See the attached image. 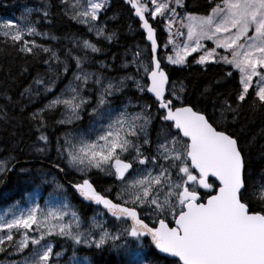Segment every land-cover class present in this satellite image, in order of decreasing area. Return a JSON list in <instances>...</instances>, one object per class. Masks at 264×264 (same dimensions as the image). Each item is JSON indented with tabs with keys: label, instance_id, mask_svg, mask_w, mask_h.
Listing matches in <instances>:
<instances>
[{
	"label": "snow or ice",
	"instance_id": "6c2138e0",
	"mask_svg": "<svg viewBox=\"0 0 264 264\" xmlns=\"http://www.w3.org/2000/svg\"><path fill=\"white\" fill-rule=\"evenodd\" d=\"M62 2L71 9L68 13L71 19L87 25L88 31L95 32L97 37L113 39L114 32L106 33L102 24L94 23L106 9L108 0H87L83 6L69 4V0ZM127 3L151 42L147 64L136 60L142 55L140 51L134 53L137 72L142 70L143 76L137 79L127 75L115 82L105 81L101 75L84 70L82 65L87 56H75L76 71L72 73L69 85L45 105L49 110L63 106L64 118L58 123L70 124L81 119L80 110L87 103L81 95L83 89L89 81L97 86V104L92 114L98 119H104L108 114L109 123L102 126L103 131L95 139H89L87 133L71 138L66 136L64 151L67 165L82 175L81 182L72 187L85 201L102 206L119 222L117 231L110 232L95 217L91 218L89 228L81 230L82 220L76 211L70 210L66 200L58 207L47 209H41L33 202L27 211L13 212L11 219L0 218V232L7 230L6 235L0 236V245L5 240L13 241L12 230L16 229L23 230L14 245L16 251L23 252L29 244L33 246L24 264H55L53 244L45 240L48 236H60L75 245L97 249L111 242L113 247L124 248L128 257L126 264H145L142 242L145 237H150L160 253L177 258L175 264H264V187L259 195L253 191L250 173L246 172L244 149L226 130L229 123L239 119L243 105L247 104L252 111L264 109V0H210L206 14L183 16L177 13L176 7H183L184 0H127ZM31 11L26 9L28 13ZM44 15H48L47 11ZM157 15L167 21V43L173 44L175 52L174 57L165 56L167 63L185 65L188 56L199 52L198 57H193L194 63L229 65L238 72L234 103L223 98L218 116L209 117L198 107L185 103L186 98L181 95L186 91L183 82L179 89L175 82H170L157 58L155 29L149 23V18L154 19ZM177 23L179 28L174 35L185 38L182 45L173 43L172 29ZM180 29H186V32ZM0 35L18 45V51L22 53L37 55L34 49H39L50 53L45 63L60 62L55 51L25 38L46 35L37 31L31 22L4 21L0 24ZM204 41H211L214 47H206ZM82 48L92 53L101 51L87 39L82 41ZM217 49L223 52H217ZM60 63L63 66L59 71L67 73V62ZM49 71H53L51 66ZM225 76H232V72L227 71ZM57 79L59 76L54 74L47 83L39 78L35 82L44 84L46 92H52ZM126 81H132L137 92L150 93L154 97L159 120L163 122L156 133L154 152L150 154H145L144 146L153 143L149 137V127L155 118L150 111L152 104L140 105V111L135 113H129L124 106L115 118L110 116L112 101L109 97L123 92L129 86ZM209 90L206 87L202 95ZM213 107L215 109L216 105ZM45 109L32 117L39 118L41 127L44 118L40 113ZM39 140L47 144V136L41 134ZM44 150L37 148L40 152ZM93 169L121 181L115 201L97 191L90 182L88 173ZM130 169L132 172L126 178ZM5 170L6 162L0 161V172ZM56 188L62 189L63 185L57 183ZM109 191L110 188L105 189V192ZM138 209L145 210L144 215L154 217L151 224L145 222ZM66 216L70 218L65 220ZM94 229L99 230L98 235H94ZM29 232L38 235L30 236ZM121 240L123 244L117 245L116 242ZM60 255V252L55 253L56 257ZM74 264H88L87 257L83 260L74 258Z\"/></svg>",
	"mask_w": 264,
	"mask_h": 264
},
{
	"label": "trees",
	"instance_id": "16d2710c",
	"mask_svg": "<svg viewBox=\"0 0 264 264\" xmlns=\"http://www.w3.org/2000/svg\"><path fill=\"white\" fill-rule=\"evenodd\" d=\"M212 2H216V0H212ZM26 3H30L33 8L42 7L47 11L48 15L45 16L43 13L45 11L40 12L38 9L33 13V20L39 21L38 28L41 32L51 35L52 38L55 37L51 41L41 38L33 40L37 45L48 47L58 53L60 62L63 60L68 62L69 71L67 73L60 72L63 65L56 60L45 63V60L49 59L50 53H44L39 49H34V52H38L37 55L22 53L18 51V45H13L9 39L0 36V160L14 161L11 167L20 163L18 169L11 173L9 178L6 176L9 171L2 176L4 183L2 205L26 203L27 190L31 188V182L37 180L32 178L31 174L28 177L25 173L19 172L27 164L29 172L36 173L44 169L53 172L51 168L54 167L59 170L63 169V178L68 183L81 182L82 176L66 167L62 136L68 127L58 123L61 120L62 107L45 109V105L54 98L57 91L72 75L74 64L68 58L66 50L72 48L71 50L82 58L86 55L85 66L92 64V66H88L91 67L90 69H95L97 64L101 66L107 64L109 68L113 67L120 71V64L130 50L139 45H147L140 22L134 18L133 11L124 4L123 0H110L106 9L100 14V21L107 33H115L111 43L94 39L85 27L67 17L60 0H0V15L11 17L16 13L19 14L23 11L22 7ZM210 6V0H184L183 10L187 13L202 15L209 11ZM149 20L157 32L160 56H162L161 48L167 44L168 39L165 23L159 19L149 18ZM26 39L30 40L31 37H26ZM71 39L92 40L101 48V51L89 53L78 50ZM198 56V53L191 55L187 59L188 63L184 66L163 65V67L169 75L170 82H175L176 86L183 82L186 91L181 95L186 98L185 103L198 107L209 117L218 116L220 101L223 98L227 97L230 102L234 103V97L238 90V72L229 65L210 63L202 66L194 63L193 57ZM50 66L53 71H49ZM227 71H231L232 76L226 77ZM121 73L124 74L125 71H121ZM54 74L58 75L59 79L56 80L53 93L46 92L44 84L35 82L39 78L47 83L49 78L54 77ZM206 87H209L210 90L202 95ZM26 89L30 91H26ZM251 92L250 89L249 93L251 94ZM143 99L152 104L157 124L163 123L159 120L154 100L148 95H145ZM214 104L216 105L215 109ZM40 109H45L40 113L44 118L43 127L40 126L39 118H32L33 114L38 113ZM226 130L237 138L243 147L246 156V172L250 173L249 182L253 191L259 195L260 185L264 182V109L258 108L256 111H252L247 104L243 105L239 119L235 123H229ZM41 134L47 136V144L39 140ZM37 148L45 150L40 152L37 151ZM88 178L95 185L97 191L105 194V189L113 187L112 180L98 172H92ZM48 188L49 186H46V191ZM68 191L73 204L88 224L89 219L97 210L80 201L72 189L69 188ZM109 197L111 198L110 195ZM258 206L259 202L257 201ZM106 216L108 219L106 228L111 232L117 231L119 222L108 215ZM52 240L56 244L54 253L60 252L59 244H64L68 249L72 247L71 241L66 238L53 236ZM121 242L123 241H117L116 244L120 245ZM74 249L80 256L87 257L90 264H126L128 260L124 248L122 246L113 247L111 242L99 249L87 248L84 245H79ZM143 250L142 256L146 264H175L176 260L160 257L149 241H145ZM2 261L3 257L0 254V264ZM58 262L65 264L64 260Z\"/></svg>",
	"mask_w": 264,
	"mask_h": 264
},
{
	"label": "rangeland",
	"instance_id": "374dc122",
	"mask_svg": "<svg viewBox=\"0 0 264 264\" xmlns=\"http://www.w3.org/2000/svg\"><path fill=\"white\" fill-rule=\"evenodd\" d=\"M109 2H110V0H108V4H109ZM141 2H144V0H141ZM60 3L63 6V10L65 11V14L67 15V17H69L71 19L70 14H68V13H70L71 9H69L68 5L64 4L62 2V0H60ZM74 3H78L79 5L83 6V5H85L87 3V0H69V4H74ZM31 6L32 5L30 3H26L22 7L23 11H21L19 14L16 13V14H14V16H11V17H6V16L0 15V24H2L4 21H7V20H12V21L17 22V23H29V22H31V23L34 24V26L36 27L37 31H39L40 33H43L38 28L39 21L38 20H33V13L37 12L38 9H39L40 12L45 11V9L42 8V7L33 8ZM172 6L176 7L174 3H173ZM43 7H45V6H43ZM149 7L151 8L152 5L149 4ZM26 9H32L31 13L26 12ZM176 11H177V13H180L181 16H183L184 14H187V12H185L183 10V7H176ZM24 17H27V20H25ZM156 19H159V20H161V21H163L165 23V31H166L168 39H169V30H168V28L166 26L167 21L164 20L159 15H157L153 20H156ZM177 19L179 20L180 17H177ZM73 21H75L76 23H78V24L82 25L83 27H85L87 29V31H88V26L87 25L79 23L76 20H73ZM94 23L102 24V22L100 21V18H99L98 21H96ZM177 28H179V24L178 23L175 24L173 26V29H172V32H173V43L182 45L185 38L184 37H176L174 35ZM180 30L186 32V29H180ZM105 32L107 33L106 30H105ZM88 33L90 35H92V37L94 39H100V40L108 41V40L104 39L103 37H97L95 35V32H89L88 31ZM0 36H2V35H0ZM26 37H28V36H26ZM34 38H41V39H45L47 41L53 40L51 35H49L47 33H46V35H41V36H31L30 41L33 40ZM113 39H114V37H113ZM113 39L111 41H108V42L111 43L113 41ZM168 39H167V41H168ZM71 41H74V43H75V45L77 47L76 49L84 51V52L92 53L90 50H84L82 48V41L83 40H76V39L72 40L71 39ZM89 41L92 42V40H89ZM203 43L205 44L206 47H214V45L212 44L211 41H204ZM71 49L72 48H68V50H66V54H67L68 58L70 59V61L72 62V64H74V69H73V72H74V71H76V68H75V60L73 59V57L78 56V55L75 54V52L73 50H71ZM161 49L163 51V54H162V56H160V58H161V61H162L163 65H166V66L167 65H170V66H184V65H173V64L167 63V61L165 59L166 55H172L173 57L175 56V52L173 51V44L167 43ZM137 51H140L142 53V55L140 57H137L136 60L137 61H141L142 60L145 64H147L148 60H149V58L151 56L150 55V48L147 45H144V46L143 45H139L138 47L130 50L128 52V54H126L124 56V58H123V60H122V62L120 64V71L118 69H114L113 67L109 68V66L107 64H105L106 67L104 65L101 66L100 64H97V65H95L96 66L95 69H90L91 67L89 68L88 66H92V64H87L88 66H85V62H84L82 67L84 68V70H86L88 72H93V73H96L98 75H101L105 79V81L111 79V80H113L115 82V81H118L121 77H124V76H127V75H131V76L136 77L137 79H139L141 76H143V72L141 70L138 73L137 72V65H136V63H134V53L137 52ZM217 52H223V50L222 49H217ZM69 53H71V55H69ZM197 53L199 55L201 54L199 52H197ZM193 54H195V53H192L191 55H193ZM57 55H58V53H57ZM190 56H188L187 59ZM64 61L65 60H63L62 62H64ZM67 64H68V62H67ZM208 64H210V63H208ZM99 68H101V70ZM100 71H103V72H100ZM121 71H125V73L123 74V73H121ZM105 72H107V73H105ZM50 79H52V78H49L48 80H50ZM71 80H72V75H71V77L69 79H67V81L65 82L64 86L59 91H57L56 95L60 94V92L62 90H64L69 85V82ZM126 83L129 86L126 87L123 92H121V93H119V94H117L115 96L109 97V99L112 101V103H111L112 111H111V114H110L111 118H115L116 115H118L119 111L124 108V106H127V111L129 113H135V112H139L140 111V105L134 104V102L124 105L123 108H118V105L116 104L117 103L116 97L119 96V95H122V96L125 95V97L127 98L129 96V94H127V93H129L128 89L130 87H133L134 92L139 94V96L146 95V93L141 94V93L137 92L135 87L132 85V81H126ZM90 85H92L93 87L92 86L90 87ZM177 89H178V87H177ZM39 90H41V89H39ZM53 92H54V89H53V91L51 93H53ZM67 95H68V93H65V96H67ZM81 95L87 101V103H85L82 106L81 110H80L81 119L74 120L70 124H62L65 127H68L66 133H64V135L62 137V140H63V154H64V158H65V163H66V155L67 154L64 151V142H65L66 136H69L71 138V137L78 136L80 133H87L89 139H95L96 136L100 132L103 131L102 126H106L109 123L108 114L105 115L104 119H98L95 115L92 114V109L97 104V97H98V88H97V86H95L94 84H92L91 81H89V84L83 89V91L81 92ZM146 103H148V102L146 101ZM58 107H60V106H58ZM61 107H62L61 119H63L64 118V115H63L64 109H63V106H61ZM105 107H107V106H105ZM135 109H137V110H135ZM101 111H104V109L102 108ZM154 116H155V113H154ZM153 120L155 121V126L157 128H159L161 123L157 124L156 116H155V118ZM78 123H80L79 126H76V124H78ZM151 127H152V124L149 127V133H150ZM156 133H157V130L154 133L155 136L151 137V140H152L153 144L144 146V150H146L145 154H150L151 152H154ZM133 139H135V138H133ZM128 155L129 154H125V156H128ZM0 161L6 162V170L4 172H0V191H3V189H2V186H3L2 176L6 175L7 171H9V169L11 168L12 161H10V160H0ZM24 166H25V168L21 169L19 172L20 173H25V174H28V175L31 174L32 178H36L37 179V180H35V181L33 180L31 182V185H33L31 187V189H30L31 193L27 197H25V201L28 204H26V203L25 204H23V203L21 204V203L18 202L17 204L14 203V204H10V205H0V218H3L5 220L11 219L13 212L19 214L20 211H27L28 208L33 206V202L36 203V204H39L41 209H47L50 206L58 207V206H60V204H62L66 200L67 203L70 206V210L76 211L78 213V215L80 216V218L82 220L81 230L87 229V228H89L91 226L90 223L87 224L83 220V218L81 217L80 213L78 212L77 207L73 204V202H72V200L70 198V195H69L68 188L61 183V180H60V177L58 175V172H51V171H48L46 169L38 171L36 173L33 172V171L29 172V171H27V168H26L27 166L26 165H24ZM66 167H67L68 170H70V171L82 176L81 173H79L75 169L69 167L67 165V163H66ZM136 167H137V165H136ZM139 167L143 168L145 166L140 165ZM92 172H98V173L102 174L106 178H111V179L115 178L114 176H108L105 173L99 172L96 169L91 170L88 173V175H90ZM130 174H128V176ZM115 180H117V179L115 178ZM117 181H118L117 190H114L115 191L114 192L115 197H116L117 191H119V185L121 184V181H119V180H117ZM57 183L63 185V188L62 189H57L56 188V184ZM46 186H49L47 191L45 189ZM262 187H264V182L260 185V190H261ZM41 198L43 200L40 202ZM6 213H7V215H5ZM96 214L98 215V217L95 218V219L97 221L101 222L103 224V226H105V224L107 223L106 217L103 214L102 215H100L99 213H96ZM69 218L70 217L66 216L65 220H68ZM152 218L154 219V217H152ZM33 227H35V226H33ZM22 231L23 230L18 231L16 229H13L12 230L13 241L5 240L4 244L0 245V249H2V250H0V254L3 257V261H2L1 264H24L25 257L30 255L31 249L33 247L31 244H29V247L24 249L23 252H17L15 247H14L16 241H18L21 238L20 233ZM93 231H94V235H98V232H99L98 229H94ZM112 232H114V231H112ZM6 234H7V230L6 229L3 232H0V236L6 235ZM28 234L30 236L31 235H38V233H35V232H29ZM15 235H17V236H15ZM52 237L53 236L45 237V240L49 241V242H51L53 244V251H54V249L56 248V244L52 240ZM67 240H70V239H67ZM42 243H44V241H42ZM71 243H72L71 249H68L67 247H65L64 244H59V246L61 247V250H60L61 255L59 257H56L55 253L53 252L54 255L52 257V260L55 262V264H62L61 262H58L60 260H64L65 264H74V258L75 259H79V260H83L84 259V257L80 256L76 252V250L74 249V248L78 247L79 245H75L72 241H71ZM122 244H123V242L120 243V245H122ZM92 247H95V246H92ZM87 248H91V247H87ZM143 248H144V243L142 242V253L144 251ZM127 259H128V257H127ZM88 264H90L89 260H88Z\"/></svg>",
	"mask_w": 264,
	"mask_h": 264
},
{
	"label": "flooded vegetation",
	"instance_id": "af4514ba",
	"mask_svg": "<svg viewBox=\"0 0 264 264\" xmlns=\"http://www.w3.org/2000/svg\"><path fill=\"white\" fill-rule=\"evenodd\" d=\"M100 70H101V68H99ZM103 72V71H102ZM105 73H107V72H105ZM178 87V89H179V86H177ZM129 93H127V94H129V96L126 98L125 97V95L124 96H122V95H119V96H117L116 97V101H117V105H118V108H123V106L124 105H126V104H130L129 103V101H131V103L132 102H134V104H138V105H142V104H144V103H146V100H144L143 98L145 97V95L144 96H139V94H137L136 92H134V89H133V87H130L129 89ZM146 95H147V93H146ZM174 103H178V102H176V101H174ZM150 104V103H149ZM132 110V109H131ZM135 110H137V109H135ZM133 111V110H132ZM131 111V112H132ZM150 111L154 114V110H153V107H151V109H150ZM156 130H158V128L155 126V121L153 120L152 121V127H151V129H150V133H149V137H150V139H151V137H154L155 135H154V133H155V131ZM153 144V143H152ZM14 163V161H12V164ZM27 167V169H29L28 168V164L26 165ZM133 167L134 168H136V164H134L133 165ZM16 169H18V168H16ZM23 169V168H22ZM52 169V171L53 172H58L60 175H59V177H60V180H61V183L63 184V185H65L67 188H68V190H69V187L67 186V184H68V182L67 181H65L64 180V178H63V173L61 174L60 173V170H59V168H51ZM132 171V170H131ZM131 173V172H130ZM129 173V174H130ZM26 176H28L29 177V175L28 174H25ZM128 176V175H127ZM8 178H9V176H8ZM108 179H110V180H112V182H113V187H111V191H109V192H106V195H108V197H109V195L111 196V199H113L114 201H115V199H116V197H115V195H114V190H117V185H118V181L117 180H115V178H113V179H111V178H108ZM94 185V184H93ZM30 186L32 187L33 185H31L30 184ZM95 186V185H94ZM4 188V183H3V186H2V189ZM31 189V188H30ZM30 189L29 190H27V196L31 193V191H30ZM109 189V188H108ZM4 195V192L3 191H0V205H2L1 203H2V196ZM110 198V197H109ZM42 201V198L40 199V202ZM26 204H28V203H26ZM95 208V207H94ZM96 210H97V212H95V214H93L92 216H91V218H93V217H95V218H97L98 217V215L96 214V213H103V215L106 217V219H107V216H106V214H105V212L104 211H102L101 209H99V208H95ZM138 211H140L141 212V217L143 218V219H145V222L146 223H149V224H151L152 223V221H153V218L151 217V216H146V215H144V211L145 210H142V209H138ZM108 215V214H107ZM109 216V215H108ZM111 217V216H110ZM113 218V217H112ZM169 219H170V217H169ZM108 224V219H107V223L105 224V226L104 227H106V225ZM115 232V231H114ZM145 241H148L147 239H143V243L145 244Z\"/></svg>",
	"mask_w": 264,
	"mask_h": 264
},
{
	"label": "water",
	"instance_id": "95a60500",
	"mask_svg": "<svg viewBox=\"0 0 264 264\" xmlns=\"http://www.w3.org/2000/svg\"><path fill=\"white\" fill-rule=\"evenodd\" d=\"M123 2H124L125 5L129 6V8L133 11V16H134V18L137 19V20L139 21V18L135 16V14H134V10L131 8V5L127 3V0H123ZM146 18H147V15H146ZM139 22H140V21H139ZM149 23L151 24L150 20H149ZM140 24H141V22H140ZM151 25H152V24H151ZM152 27H153V26H152ZM141 30H142V32L145 34L147 45H148L149 48H150V46H151V42L147 40V33L143 30L142 25H141ZM155 37H156V40H157V32H156V30H155ZM157 45H158V47H157V53H156V55H157V58L160 59V45H159L158 40H157ZM150 55H151V52H150ZM160 60H161V59H160ZM161 67H163L162 62H161ZM163 68H164V67H163ZM169 80H170V79H169ZM147 95H148L150 98H152V99L154 100V97H153L150 93H147ZM166 95H167V93H166ZM160 111H162V110H160ZM23 164H27V163H23ZM19 165H20V163H16V164H14V165L11 167V169L9 170L7 176H10V174L13 173ZM130 172H131V169L129 170V173H130ZM60 173H61V174L63 173V171H61V169H60ZM129 173L126 174V177H127V175H128ZM210 179H211V178H210ZM90 182H91V181H90ZM72 185H73V184H70V183L67 184V186H68L70 189H72V190L74 191V193L77 195V197H78V199H79L80 201H82L84 204H86V205H88V206H93V207H95V208H99V209H101L102 211H104L105 213H107L106 210L103 209L102 206L96 205V204H94V203H92V202L85 201V200L79 195V193H78V192L72 187ZM94 187H95V186H94ZM107 214H108V213H107ZM108 215L110 216V214H108ZM144 239H147V240L150 242L151 246L153 247V249L157 252V254H158L160 257H163V258H166V259H169V260H176V259H177V258H174V257H170V256H168V255L165 254V253H160L158 249H155V246L151 243L150 237H145Z\"/></svg>",
	"mask_w": 264,
	"mask_h": 264
},
{
	"label": "bare ground",
	"instance_id": "6f19581e",
	"mask_svg": "<svg viewBox=\"0 0 264 264\" xmlns=\"http://www.w3.org/2000/svg\"><path fill=\"white\" fill-rule=\"evenodd\" d=\"M64 135V134H63ZM63 137V136H62ZM58 175H60L59 173H58ZM35 194V193H34ZM106 214V213H105ZM107 215V214H106ZM89 223L91 224V218L89 219Z\"/></svg>",
	"mask_w": 264,
	"mask_h": 264
}]
</instances>
